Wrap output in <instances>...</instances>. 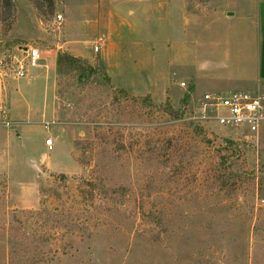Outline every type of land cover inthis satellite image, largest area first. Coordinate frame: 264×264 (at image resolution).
I'll use <instances>...</instances> for the list:
<instances>
[{"label": "rangeland", "instance_id": "374dc122", "mask_svg": "<svg viewBox=\"0 0 264 264\" xmlns=\"http://www.w3.org/2000/svg\"><path fill=\"white\" fill-rule=\"evenodd\" d=\"M12 1L0 109L25 123L0 125V264H264V126L190 119L214 82L264 94V0ZM97 41L132 63L103 61ZM27 46L47 60L17 80ZM63 54L91 77L60 72Z\"/></svg>", "mask_w": 264, "mask_h": 264}, {"label": "built area", "instance_id": "2783aa9c", "mask_svg": "<svg viewBox=\"0 0 264 264\" xmlns=\"http://www.w3.org/2000/svg\"><path fill=\"white\" fill-rule=\"evenodd\" d=\"M63 17L57 16V22L61 24ZM99 41L95 44L94 51L99 52ZM20 56L13 55L12 71L15 79H28L33 69L42 66L41 62L46 61L39 48L22 47L18 49ZM182 88L185 87L181 83ZM190 119L196 125H216L228 128L232 131H239L248 135H259L264 126V94L260 92H231L204 93L192 100ZM57 121H44L43 128L49 131ZM48 151L54 149V141L51 137L45 140Z\"/></svg>", "mask_w": 264, "mask_h": 264}, {"label": "crops", "instance_id": "0c3cea01", "mask_svg": "<svg viewBox=\"0 0 264 264\" xmlns=\"http://www.w3.org/2000/svg\"><path fill=\"white\" fill-rule=\"evenodd\" d=\"M117 3H114L113 5H115ZM140 4L139 6L142 7L143 4ZM112 5V6H113ZM122 4H120L119 6L121 7ZM110 7V6H109ZM118 41H122L121 39H118ZM101 48V49H100ZM99 48V52L101 51V59L107 63H110V61L115 62V64L118 63V65L120 64V67H124L127 66L125 65L126 63H132V59H130L128 57V53H126L124 50V48H120L119 46H117V44L112 45L111 42H106L101 45V47ZM139 52H137L138 54ZM87 58V57H84ZM122 62V63H121ZM113 66L114 63H113ZM255 83H253L252 81H244V80H236V81H226L223 83H213V86L210 87V91H206L205 93L208 92H212V93H223V94H228L231 92H247V91H230L231 89H236V88H242L244 86L249 87V86H253ZM256 85V84H255ZM244 87V88H246ZM262 86H256V87H252V90L254 92H262V90L260 89ZM255 88V89H254ZM194 89L199 92V89L197 88V82L194 83ZM204 94V93H203ZM16 110H8L6 111L5 109H0V125H5V126H11V125H15V126H20L23 125L25 122L23 120H18L15 119V116H18L16 114ZM26 113V117L30 116V112H25ZM4 120H3V119Z\"/></svg>", "mask_w": 264, "mask_h": 264}, {"label": "trees", "instance_id": "16d2710c", "mask_svg": "<svg viewBox=\"0 0 264 264\" xmlns=\"http://www.w3.org/2000/svg\"><path fill=\"white\" fill-rule=\"evenodd\" d=\"M52 4V3H51ZM53 6V5H52ZM4 7L10 13V16L13 18L14 12H15V6L13 4L12 0H4ZM38 7V6H37ZM57 68L60 72H74L78 74L80 79H89L94 72V69L88 64V62L84 59L75 58L69 55H59L57 58ZM103 78L107 83L111 82L110 77L104 73ZM125 95H127L125 92H123ZM190 98L187 97L184 101H188ZM149 98H146L145 101H149ZM167 113L171 115H175V110L172 106H170L169 101H167V104L162 107ZM200 133V132H199Z\"/></svg>", "mask_w": 264, "mask_h": 264}]
</instances>
